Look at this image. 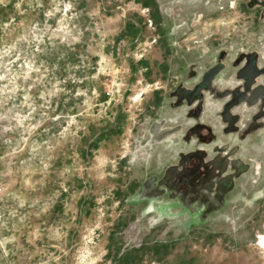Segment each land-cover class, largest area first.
I'll use <instances>...</instances> for the list:
<instances>
[{
	"label": "rangeland",
	"instance_id": "obj_1",
	"mask_svg": "<svg viewBox=\"0 0 264 264\" xmlns=\"http://www.w3.org/2000/svg\"><path fill=\"white\" fill-rule=\"evenodd\" d=\"M0 264H264V0H0Z\"/></svg>",
	"mask_w": 264,
	"mask_h": 264
},
{
	"label": "water",
	"instance_id": "obj_2",
	"mask_svg": "<svg viewBox=\"0 0 264 264\" xmlns=\"http://www.w3.org/2000/svg\"><path fill=\"white\" fill-rule=\"evenodd\" d=\"M217 70H214L212 73L215 74Z\"/></svg>",
	"mask_w": 264,
	"mask_h": 264
}]
</instances>
